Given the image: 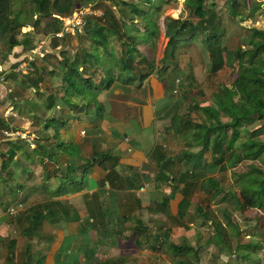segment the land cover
I'll return each instance as SVG.
<instances>
[{
	"label": "crops",
	"instance_id": "obj_1",
	"mask_svg": "<svg viewBox=\"0 0 264 264\" xmlns=\"http://www.w3.org/2000/svg\"><path fill=\"white\" fill-rule=\"evenodd\" d=\"M96 1L79 6L91 5L100 11L99 6H95ZM24 5L21 0L20 3H14V7L18 9ZM77 6L78 4L74 2L73 8ZM30 7L31 14L25 12V8L22 7L23 10H20L16 19L22 29L24 26L27 27V30L20 34L22 38L29 36L27 34L30 36L33 34L28 24L32 16L36 18L37 12H34L33 3ZM162 32L164 35V28ZM38 43L46 50V45L44 46L42 41L36 44ZM29 49L25 50L21 45L6 49L4 54H0V72L9 74L11 68L28 53ZM136 50L140 57L146 59L140 49ZM149 50L156 53V61L161 58L163 50L161 54H158L157 48L149 47ZM106 61L108 63H105ZM108 65L110 62L102 59L101 68H107ZM144 65L146 64L142 63L140 76L137 74L129 82H114L109 88L100 91V98L99 95L96 96L97 102L101 105L100 112L94 103L81 110L76 108L73 112H67L66 109V117L69 119L65 122V129H59L58 133L62 142H71L73 146L71 156L59 152L54 146L55 138L52 137V143L46 145L48 152L53 154L51 159L45 156L39 159L29 150L25 153L27 155L17 151L10 159L15 164L9 162L12 168L8 181L3 184L11 183L10 187L0 183V240L8 237L9 247L3 260L8 259L7 255L9 256L17 246L16 239L11 236L15 224L6 223L3 214L6 213L15 219L16 213L20 210L26 211L25 208L28 210L25 215L28 223L21 232L24 240L28 243L37 238L39 240L36 242H41L47 238L44 252L35 264H65V261L77 264L82 262L125 264L126 258L130 260L133 255L139 253V250H133L132 246L155 248L151 240L163 238L164 233L168 236L166 252L170 253L171 257H180L169 251L167 243H180L177 237L185 235L181 230L187 233L189 230L179 224H175L174 227L168 225L167 219L176 217L182 196L190 201L195 181L188 185L191 182L188 179L189 172L184 178V181L189 182L185 183L182 180L180 175L184 174L187 162L183 156L181 159L179 156L183 151L194 152L198 147H186L181 143L183 146L178 150L179 153L175 155L172 151L173 147L178 149L180 144L175 145L166 141L167 133L170 136L173 131H168L166 128L169 124L163 125L162 121L168 117L169 123L171 113L168 112L170 108L176 106V97L169 93L167 73L159 76L155 73L161 64L148 63L147 68ZM14 77L16 76L4 77V81L12 80ZM100 78L104 79L103 74L94 79V83L97 84ZM26 81L32 85L29 78ZM3 84L0 86V92ZM30 88L35 89L37 86L32 85ZM2 97L0 94V99ZM12 104L10 103L7 111L0 116V121L4 124L8 119L18 122L19 109L16 106L12 107ZM34 105H30L31 108ZM97 112L100 114L96 122L94 117ZM32 113L33 111L30 112ZM30 117L34 119L33 114ZM28 120L29 118L25 122ZM20 128L24 129L22 126ZM3 145L0 142V148ZM33 148L34 146L31 150ZM68 158L72 162V167L74 166L71 171L68 170L71 169L70 166H67ZM82 167L89 168L84 176ZM142 186L143 189L139 190ZM21 195H25L27 202L24 208L19 202L22 199ZM189 206L190 202L183 215ZM9 208L13 209L12 213L9 212ZM30 215L32 219H37V223L32 226L29 224ZM41 222L49 225L46 232L48 236L39 232L37 226ZM181 243L184 244L182 240ZM102 247L111 251L110 256L96 258V252ZM28 248L25 245L23 253H26ZM68 255L70 257L73 255V258H68Z\"/></svg>",
	"mask_w": 264,
	"mask_h": 264
},
{
	"label": "trees",
	"instance_id": "obj_2",
	"mask_svg": "<svg viewBox=\"0 0 264 264\" xmlns=\"http://www.w3.org/2000/svg\"><path fill=\"white\" fill-rule=\"evenodd\" d=\"M29 1L34 4V9L37 12L33 24L44 20V34H52L59 30V23L52 14H67L74 7L72 0ZM118 1L123 7L117 10V16L110 8H107L102 11L101 16L94 18L92 23L89 21L91 20L90 17L86 21L82 33L90 40L89 50L76 54L70 61L62 58L60 78L63 89L59 99L67 106L68 111L73 112L76 108L81 110L94 103L97 104L96 106L99 107L100 112L101 105L96 99L100 91L109 88L114 82H129L137 74L139 75L141 68L132 63L135 55H138L136 45L139 43L154 45L161 3L163 4L167 0H139L141 4L145 5L143 7L125 0ZM13 2L14 0H0V41L7 50L16 45H21L26 50L29 49L31 44H28L25 38L17 40L15 37L19 33L20 24L16 19L20 9L15 8V2ZM223 4L225 14L233 21H241L252 17L260 6V3L255 0H251L248 5L246 0H223ZM182 6L187 10V18L182 20L170 17L164 18V35L167 41L159 62L163 63L167 57L174 58L179 44H185L202 34L203 38L200 43L206 52L210 74H214L222 67L236 68V63L239 68L235 69V77L230 85L219 84L216 91L212 92V104L198 106L196 104L199 103L195 102L196 104L193 105L192 102V108L203 113L199 120H191L178 113H172L169 116V125L166 129L173 131L172 134L179 137V140L186 147H198V150L194 152L183 151L182 155L179 156L180 159L183 156L185 162H187L185 172L180 176L184 181L186 174L189 172L188 179L191 182L184 181L185 183L189 182L188 185H191L195 179L203 180L210 188L207 190H212V195H215L218 193L216 182L210 175L206 174L205 169L207 166L213 167L215 165L218 171H223L226 166L231 167L241 159L260 161L263 163V170H257L252 166L247 172L240 173L237 181L238 194H231L237 209L252 208L255 202L260 199L262 191H264V141H254L251 136L257 133L256 129L249 131L244 125L253 120H264V29L254 26L247 27L245 29L246 34L242 36L243 44L229 49L224 44L223 37L225 33L224 26H222V14L216 9L215 0H183ZM124 7L127 10H124ZM135 23H139L142 30ZM112 37L116 38L121 48H123L122 53L118 56H115L108 46ZM43 51L41 57L33 59L32 66L36 64L35 60L45 59L44 55L49 52L44 49ZM102 59L112 61V63L107 68H101ZM140 61H143L142 57ZM88 68H91L90 72H87ZM97 69L103 72L104 79L100 78L98 83L95 84L93 75L96 74L95 70ZM52 70L54 71V68ZM168 71L167 66L162 64L160 68L156 69L155 73L157 75L161 73L160 75H162ZM41 72L39 71L37 75H41ZM9 73L13 72L10 71ZM38 79H40L39 76ZM173 83V80H168L170 94L174 91ZM55 107L54 99L45 105L48 110H53ZM99 114L94 117L96 122L99 119ZM68 119L66 114L62 113L56 118L51 116L43 123V129L52 128L54 137ZM4 125L0 121V127ZM240 129L241 132L248 135V138L239 143L238 150H230L239 135ZM209 142H211V146ZM59 147V152L67 156L72 155L73 146L71 142L61 141ZM47 149L45 144L36 142L32 151L36 156L38 155L39 159L44 156L51 159L53 154H50ZM209 149L212 153L211 158L214 159L211 161L212 163L202 160L204 153ZM226 150L229 152L227 156L225 155ZM17 151L27 155L26 152H22V147L19 143H16V140L8 141L5 152L7 161L6 159L0 161L1 170L8 169L9 171V163L7 162L12 159ZM82 168V176H84L89 168ZM9 174L10 172L7 175L9 176ZM2 182L4 183L5 179ZM188 203L189 199L182 196L178 203L177 218H182ZM29 218L31 226L37 223V219H32V215ZM215 235L214 241L217 243L219 241V238H217L219 236L218 228H216ZM163 239L166 243L167 234H163ZM11 243L13 244L14 241H11ZM167 245L170 252L180 255L179 259L176 260V264H190L187 259H180L183 258V255H186L187 258L191 254L196 259L198 257L197 249L190 244L168 242ZM246 246L252 245L246 244ZM257 246L262 248L259 245ZM151 249L155 248L151 247Z\"/></svg>",
	"mask_w": 264,
	"mask_h": 264
},
{
	"label": "rangeland",
	"instance_id": "obj_3",
	"mask_svg": "<svg viewBox=\"0 0 264 264\" xmlns=\"http://www.w3.org/2000/svg\"><path fill=\"white\" fill-rule=\"evenodd\" d=\"M79 5H84L89 1L93 0H72ZM107 1V2H106ZM126 2L135 3L138 6H145L140 3L139 0H125ZM183 0H167L163 4L161 3V7L159 10L158 18H157V35L154 39L153 44L149 45L147 43H139L136 45L137 49H140L141 53H143L146 59H143V62L140 61V55H135L133 59V64H137L136 66L142 68V63H145V68H147V64H154L157 62L158 64L166 65L169 71L167 72V80H173V89L172 96L176 97V106L169 109V114L178 113L182 116L190 118L191 120H199L203 113H201L198 109L192 108L193 105L196 104L198 106H204L207 104H212L211 96L212 92L216 91L217 86L219 84L222 85H230L231 81L235 77L236 68L239 66L236 63V68L233 69L228 67H222L220 70L215 72L214 74H210L208 72V62L206 57V52L203 50L201 46V39L203 38L202 34H199L198 37L194 40H191L185 44H179L177 46V51L175 57L167 59L160 63L159 60L155 59V52H151L149 47H154L159 50L158 54H161V51L164 49L167 38L163 35L164 21L165 17H170L172 19L182 20L187 18V10L182 6ZM251 0H246V4L248 5ZM260 3L259 8L253 13L252 17L241 21H233V19L228 18L227 14H225V6L223 4V0H215L216 9L219 10L220 14H222V26H224L225 36L224 44L227 48L233 49L239 45L243 44L242 36L246 34L245 29L250 26H254L256 28L264 29V0H255ZM15 3H20V0L14 1ZM22 7L25 8V12H30L31 14V3L29 0H21ZM30 5V6H29ZM99 6L101 11L110 8L114 15L117 16V10L122 8L123 6L120 4L118 0H97L95 6ZM18 7V6H16ZM21 7V11L23 8ZM113 7V8H112ZM124 10H127L124 7ZM35 12V10H34ZM35 16H32L29 24L33 34H27L29 36L24 37L27 40V43L31 44L29 48L36 44L38 41H42L44 46L46 45L47 52L52 51L51 53H46L44 55V60H35V65H33V69L27 73V75H17V73H7L4 72L6 77H14L9 81H0V86H2V90L0 94H2V98L0 99V116L7 111V106L12 102V107H18V122H13V120L8 119L7 123L0 127L2 128H18L25 132L28 137H33L31 140L33 146H35L36 142H40L42 144H51L52 143V128L47 131L43 129V123L48 120L49 117L53 116V118L59 117L62 114H67L68 108L64 105L59 99L62 94V80L60 78L62 73L61 62L62 58H66L67 60H72L76 54H79L83 50L87 51L90 48V40L83 36L82 33H77L73 35L64 34L62 37H55L52 34H44V20H40L38 23L33 24ZM96 18L95 16L91 17L89 20L91 23ZM140 30H142V26L139 23H135ZM24 29L19 27V33L16 34L17 40L22 39L21 33L27 30V27L24 26ZM160 29V31H159ZM108 46L112 49L115 56H118L122 53L123 48L119 45V42L116 38L112 37L109 40ZM6 50L5 45L0 41V54H4ZM45 50V51H46ZM39 58L38 56H36ZM108 63V62H106ZM112 61L110 62V64ZM54 68V71L52 70ZM144 68V70H145ZM153 68V67H152ZM52 70V71H51ZM91 68L87 69V72H90ZM39 71L41 75H37ZM151 71V70H150ZM142 72V70H140ZM144 72V71H143ZM93 75L94 79H98L103 72L100 69L95 70ZM4 74V76H5ZM161 73H158L160 75ZM38 76L40 79H38ZM29 78L32 82V85H36L37 88L31 89V83L26 81ZM177 80V81H175ZM95 82V80H94ZM39 83V84H38ZM30 86V87H29ZM101 93V92H100ZM99 95V93H98ZM241 95V94H240ZM100 98V95L98 96ZM75 98V97H73ZM32 99V101H31ZM54 99L56 107L53 110H48L45 108V105L51 100ZM236 100V98L234 97ZM35 105H34V104ZM34 107L31 108V106ZM11 111V110H10ZM8 111V112H10ZM14 112V110H12ZM33 111L34 119L30 117L32 114L30 112ZM8 114V113H7ZM170 114V115H171ZM29 118L27 122L25 120ZM168 117H165L162 121V124H169ZM210 122L209 120H207ZM10 123V125H9ZM14 123H18L19 125L15 126ZM134 126V124L131 122ZM24 127V129L20 127ZM247 130H255V135L251 136L254 141L262 140L264 141V120H253L249 124L244 125ZM63 130L65 126H61ZM171 133V132H170ZM172 134V133H171ZM168 136V143H172L175 145L180 144V147L177 149L173 147L172 150L176 155L179 153V149L182 148V141L179 140V137H175L173 134ZM166 137V133H164ZM1 137V136H0ZM169 137V139H168ZM55 147L59 150V143L61 141L59 133L55 135ZM248 138V135L245 132H239V135L235 142L232 145L231 149L238 150L239 143ZM1 139V138H0ZM16 140V143H19L22 147V152H34L31 150L29 143L25 139L17 138L11 139ZM10 141V140H8ZM8 141L0 140L4 145L0 148V161L6 159L5 150L8 147ZM210 146H211V142ZM236 148V149H235ZM29 150V151H28ZM228 151L226 150V156L228 155ZM212 153L210 149L206 151L202 157L205 161H209L207 163H212L214 160L211 158ZM38 156V155H37ZM35 157V156H34ZM69 157V156H68ZM225 158V157H224ZM7 161V159H6ZM14 162L13 160H8L7 163ZM12 164H15L12 163ZM67 166L71 169L72 162L68 158ZM66 166V167H67ZM205 166V165H204ZM255 167L257 170H263V163L257 160H245L241 159L233 166H226L225 170L218 171L216 166L213 167L207 166L205 172L207 175H210L211 178L216 182L218 193L212 195V190L206 183L202 180H196L193 186V194L190 196V206L188 210H186V214L183 215L182 218H168V225L174 227V225L179 224L186 226L189 232L186 231L181 232L185 235L178 236L177 240H181L184 243H189L191 246L195 247L198 252L197 259L193 254L187 258L186 255H183V258L187 259L190 264H264V191L260 195V199H258L252 208L239 210L235 207L234 200L231 194H238V183L239 174L243 172H247L250 170V167ZM12 165L9 164L8 169H0V183L4 184L2 181L5 179L8 181V172H10ZM22 169V168H21ZM49 170V168H47ZM40 167H38V172ZM11 183H6L3 186L8 185L10 187ZM22 208L27 206V202H25V195H21ZM42 197H40L41 199ZM10 200V199H9ZM12 200H10L11 202ZM5 202V201H4ZM5 204H3L4 206ZM26 211L20 210L16 213V218L10 216L6 213L3 214L5 216L6 223H10L14 225V231L12 232V238L16 239V247L9 256L6 258V249H9L7 245L8 237H4L0 240V257L2 260L0 264H35V261L42 256L45 245L47 243L46 237L45 240L41 242H36L37 238H33L28 243L27 240H24V236L22 235V229L28 223L26 219L27 209ZM18 226H17V225ZM42 224L44 226H42ZM167 224V222H166ZM190 224V225H188ZM16 227V228H15ZM49 225L44 222H41L37 228H39V232L47 235ZM183 228V227H179ZM216 228L219 230V241L215 243L214 236H216ZM126 233V232H125ZM128 233V232H127ZM29 235V233H27ZM10 236V235H8ZM153 236V235H150ZM52 237V236H51ZM154 238V237H153ZM153 245H155V249H151L149 247H133L132 249H138V255H133L130 260L126 258L125 264H176V260L179 258L171 257V254L166 252V243L163 238H159L156 241H152ZM34 244V245H33ZM246 244H251L252 246H246ZM27 245L28 251L23 253V247ZM33 245V246H32ZM259 245L262 248H259ZM127 247V246H126ZM131 247V246H130ZM128 249V248H127ZM48 251V250H47ZM114 252V251H113ZM96 258H107L110 256L111 251L108 248H100L98 252H96ZM67 255H64L66 257ZM73 256V255H72ZM68 255V258L70 257ZM69 259V260H70ZM26 262V263H23ZM87 262H82L85 264ZM65 264H77L66 262Z\"/></svg>",
	"mask_w": 264,
	"mask_h": 264
},
{
	"label": "built area",
	"instance_id": "obj_4",
	"mask_svg": "<svg viewBox=\"0 0 264 264\" xmlns=\"http://www.w3.org/2000/svg\"><path fill=\"white\" fill-rule=\"evenodd\" d=\"M101 10L93 8L91 5L79 6L73 8L67 14H52V16L59 23V30L52 33L55 37H62L64 34L73 35L77 33H82L83 28L86 24V21L89 17H99L101 16ZM43 48L41 43L35 44L28 50V53L20 59L12 68L11 71L17 74H27L29 71L33 69L31 62L33 59L38 56L41 57L43 55ZM4 72H0V81L4 80ZM0 134L3 140H11V139H25L30 147L33 146L31 140L33 137H28L27 134L21 129L18 128H2L0 129ZM143 186L139 188L142 190ZM13 209L9 208V212L12 213Z\"/></svg>",
	"mask_w": 264,
	"mask_h": 264
}]
</instances>
